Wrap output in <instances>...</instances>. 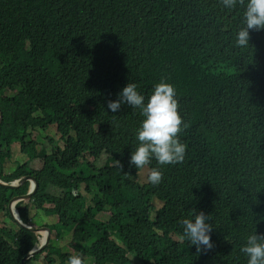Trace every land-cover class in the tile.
I'll return each instance as SVG.
<instances>
[{
    "label": "trees",
    "instance_id": "16d2710c",
    "mask_svg": "<svg viewBox=\"0 0 264 264\" xmlns=\"http://www.w3.org/2000/svg\"><path fill=\"white\" fill-rule=\"evenodd\" d=\"M244 10L221 0H0V179L37 178L16 203L23 222L30 205L56 217L54 236L25 264L43 253V264L74 254L96 264H247L241 247L254 230L264 234V29L238 46ZM162 80L176 89L186 154L146 166L163 173L155 209L153 185L129 165L140 109L112 113L107 102L127 82L147 102ZM51 125L62 144L52 138L40 153L28 130ZM13 143L27 158L5 169ZM28 185H0L12 222L0 226V264H21L38 244L7 208ZM193 209L211 217V250L183 237ZM63 233L70 249L55 242Z\"/></svg>",
    "mask_w": 264,
    "mask_h": 264
},
{
    "label": "clouds",
    "instance_id": "9594fccd",
    "mask_svg": "<svg viewBox=\"0 0 264 264\" xmlns=\"http://www.w3.org/2000/svg\"><path fill=\"white\" fill-rule=\"evenodd\" d=\"M221 2L229 9L234 8L237 3L244 6V27L237 33L236 44L240 47H247L250 44V32L264 29V0H221ZM263 102L264 99L261 103ZM125 104L132 108L140 109V114L143 116L141 125L136 133V138L139 143L131 152L129 165L142 170L150 165L153 158L159 165L182 163L186 154V145L181 142L178 135L182 131L183 120L178 113L179 105L176 99L175 87L162 80L154 86L152 94L147 99V102H145V97L137 91V84L134 82H127L117 94V99L107 102V108L112 113H116L120 110L121 106ZM183 126L187 127V125ZM35 145H37L36 142ZM42 149L43 148H41V150ZM38 152L41 153V151ZM10 159L11 157L5 161L4 166ZM38 160L42 164V160L40 158H38ZM117 164L123 171V165L119 161H117ZM147 170V181L152 185L160 184L163 179L162 171L156 167L147 168ZM17 179L18 178L14 180ZM27 181L29 183V188L30 181ZM16 203L14 204V208H16ZM210 220L211 217L209 214L206 215L203 211L193 209L191 218H184L180 221L183 226V237L189 241V244L195 245L197 252L211 250L214 247L210 235L213 230L212 224L209 223ZM25 224L31 225L32 227H41L45 225L37 226L35 224ZM46 226L48 225L46 224ZM36 234H38L39 244V238L42 235L40 232ZM173 238H176V236H173ZM240 251L247 256V264H264V234H257L254 230V232L247 237V243L241 247ZM68 264H84V259L82 255L74 254L69 257Z\"/></svg>",
    "mask_w": 264,
    "mask_h": 264
},
{
    "label": "rangeland",
    "instance_id": "374dc122",
    "mask_svg": "<svg viewBox=\"0 0 264 264\" xmlns=\"http://www.w3.org/2000/svg\"><path fill=\"white\" fill-rule=\"evenodd\" d=\"M55 126L51 125L50 127H48L46 130H29V138L35 140V142L37 143V148L38 151H41V148H43V152L47 151L50 152V147H51V139H56L58 141V143L61 145L62 141L59 140V134H55ZM27 158V155L22 154L19 151V144L14 143L12 146V156L11 159L9 160L8 163L5 164V169L9 168V165H16L18 162L23 161L24 159ZM31 166L34 167H38L41 162L38 159H34L33 161H31ZM147 167L143 168L142 170H140V172H138L137 176L135 177V180L140 182V183H144L147 182ZM153 189H154V195H153V203L155 206V209L158 208L161 203H162V196L160 195V189H161V185H153ZM45 206H49L48 202H45ZM154 213V211H153ZM109 213H102V215H98L100 217H106L108 216ZM30 218L32 219V221H30V224H35L37 226L39 225H52L55 221H56V217L55 215H46L43 213V211L41 209H37L36 207H33V205H30ZM154 218V214L152 219ZM11 223V220L7 219L6 214H3L2 212H0V226L7 224V223ZM54 235L51 234L50 237H53ZM69 235L63 233L61 235V237H59L57 240H55V242L57 244H59L60 246L62 245L64 248H68L70 249V247H67L66 244L69 242ZM75 247H77V245H75ZM44 253L39 257V262L38 264H43L44 263ZM84 258V256H83ZM85 264H96L97 262V258H88L86 257L84 259ZM100 264V263H98Z\"/></svg>",
    "mask_w": 264,
    "mask_h": 264
},
{
    "label": "water",
    "instance_id": "95a60500",
    "mask_svg": "<svg viewBox=\"0 0 264 264\" xmlns=\"http://www.w3.org/2000/svg\"><path fill=\"white\" fill-rule=\"evenodd\" d=\"M2 120V111L0 109V122ZM30 181V186L26 193L24 194H16L12 196L8 202V211L11 218L16 222L19 226L24 227L25 229H28L31 232L39 233L41 230L44 231L45 235L41 236L39 238V244L37 246H34L31 248L22 258H21V264H25V260L31 258L35 253H39L48 243L51 236V230L48 226L44 225L41 227H32L31 225H27L21 221L18 215V211L16 208H14V204L19 200H26L29 199L37 190L38 188V180L35 176L26 174L22 177L18 178L17 180H14L12 182H5L0 180V185L6 187V188H16L17 186L21 185L25 181Z\"/></svg>",
    "mask_w": 264,
    "mask_h": 264
},
{
    "label": "bare ground",
    "instance_id": "6f19581e",
    "mask_svg": "<svg viewBox=\"0 0 264 264\" xmlns=\"http://www.w3.org/2000/svg\"><path fill=\"white\" fill-rule=\"evenodd\" d=\"M40 234H41L42 236H44V235H45L44 231H40Z\"/></svg>",
    "mask_w": 264,
    "mask_h": 264
}]
</instances>
